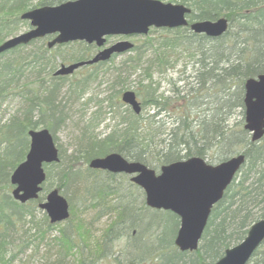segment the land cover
<instances>
[{"label":"trees","instance_id":"1","mask_svg":"<svg viewBox=\"0 0 264 264\" xmlns=\"http://www.w3.org/2000/svg\"><path fill=\"white\" fill-rule=\"evenodd\" d=\"M66 0H0V43L17 33L23 26L29 27L26 20L20 19V14L43 5H56ZM183 4L190 8L187 15L189 22L193 20H214L224 17L228 21L226 32L215 39H209L202 34H194L188 28L161 29L164 34H172L166 38L164 46L174 47L182 45L185 48L193 46L206 47L204 51L213 58V66L201 70L193 80L202 84L210 81L212 86L220 85L227 91L231 82L235 80L243 85L246 78L255 77L264 73V0H163ZM155 31L151 29L149 32ZM184 31L188 34L183 33ZM198 37L200 41L196 40ZM49 36L37 38L26 45L0 54V106L5 98L12 96L23 99L24 106L15 114L0 124V264H10L15 256L14 249H21L29 245L33 235H24L23 239L13 240L10 231L18 232L25 224H32L36 232L43 229L33 226V214L30 210L36 208V201L20 204L10 196L11 184L9 177L13 169L23 161L29 147L27 131L42 127L54 131L62 116L57 109L56 94L65 76H54L56 58L62 57L59 50L67 44L46 46ZM149 40L142 46H134L130 51H137V59L129 58L122 63L130 62L137 65L141 49H148ZM209 44V46H207ZM32 46L33 49H32ZM30 48L29 53L22 52ZM65 50V49H64ZM94 46H84L79 54H72L73 62L82 61L91 56ZM22 53V54H21ZM206 53H204L206 55ZM154 61L159 65L165 61L164 53L157 50ZM117 55H113L112 61ZM63 59V58H62ZM108 62V61H107ZM107 62L98 63L104 65ZM220 63V65H219ZM134 69V67H133ZM146 72V82L140 84L146 94L141 103L151 107L160 106L150 73L149 66L142 69ZM116 79H119L122 70L117 69ZM88 75L87 77H89ZM200 79V81H198ZM141 83V82H140ZM138 95V92L136 93ZM243 90L228 93L227 103L243 109ZM180 103V102H179ZM161 109H163L160 106ZM178 108V107H177ZM142 111V110H141ZM156 113L145 119L139 115L128 112V116L112 129L103 138L82 136L80 146L82 151L71 153L65 167L57 172L58 183L56 188L65 191L71 182L80 179V191L84 203L79 205L80 210L85 209V202H93L92 208L98 209L97 215L110 214L116 216V221L105 231L102 237V255L107 253L119 254V250L112 253L114 244L119 239L129 241L125 247L126 254L114 258L116 264H200L214 262L220 258L225 249L240 242L246 235L249 226L264 217V137L258 142H251L248 133L242 126L232 129L220 123L215 113L209 122L203 119L196 127L192 120L188 122L186 115L179 116L176 126L164 128L159 131L162 124ZM211 123V124H210ZM139 132L144 133L141 135ZM162 147L159 150L152 148L156 137H160ZM189 144H193L192 149ZM213 150L218 153L220 162L228 157L243 152L245 161L231 184L226 188L222 198L212 207L205 231L196 251L180 252L173 246V238L178 228V218L170 212L151 210L144 206L138 208L133 202L126 199V194H119V189L111 187L107 180L113 178L106 174L102 180L94 179L89 187L85 181L88 175L98 172L86 167L87 173L80 171L79 167L88 163L93 157H101L110 152H117L125 159L139 161L146 166L157 170L158 165L168 164L186 159L191 156L204 158L206 151ZM80 157V158H79ZM62 160L59 151V162ZM70 163V164H69ZM76 168V169H75ZM46 173V172H45ZM84 174H86L84 176ZM97 174V173H95ZM48 172L46 173V178ZM107 179V180H106ZM42 191H45L44 188ZM66 193V192H64ZM67 194V193H66ZM82 200V199H81ZM70 207L69 221L72 222L75 208L68 198ZM103 208V209H102ZM142 210L150 212L147 219L140 214ZM103 212V213H102ZM84 213V212H81ZM29 217V220H25ZM175 226L171 242L165 241L161 226L166 222ZM78 220L76 223H81ZM146 222V224H145ZM42 225L50 228L47 218L43 216ZM153 230V239H141V234H130V229ZM30 229V228H29ZM143 229V230H144ZM141 230V229H140ZM24 232H26L24 230ZM77 233V231H75ZM43 235V234H42ZM35 237V236H34ZM35 239V238H34ZM83 240L73 233L72 229L62 230L57 240L59 253L66 254L77 247L79 254ZM127 246V245H126ZM13 251V252H12ZM106 251V252H105ZM152 253L155 256L151 257ZM76 264H84V260H76ZM247 264H264V239L254 251Z\"/></svg>","mask_w":264,"mask_h":264},{"label":"water","instance_id":"2","mask_svg":"<svg viewBox=\"0 0 264 264\" xmlns=\"http://www.w3.org/2000/svg\"><path fill=\"white\" fill-rule=\"evenodd\" d=\"M190 8L183 4L162 0H68L57 5H43L23 12L30 28L8 37L0 43V54L33 39L54 34L47 42L51 48L74 41L103 46L107 35H146L150 28H178L189 25L195 34L209 38L222 36L228 27L224 17L214 20L187 21ZM133 43L121 40L95 53L90 59L60 65L54 76L72 74L76 69L99 61H107L113 54L130 50ZM243 129L250 141L264 136V73L246 78L243 82ZM121 101L135 114L141 111L140 102L133 91L121 94ZM29 148L26 155L10 174L12 198L21 204L36 199L45 180L44 163L58 162V150L47 128L29 129ZM245 161L238 153L215 165L202 158L161 165L158 173L139 161H128L119 153L110 152L95 157L89 168L110 173L131 175L130 181L139 186L145 196V205L156 210H168L179 219L173 244L179 251H195L208 221L212 207L222 198ZM50 223L69 217L67 200L53 188L46 193L45 201L38 204ZM264 239V217L252 223L243 240L224 250L223 255L211 264H246L251 254Z\"/></svg>","mask_w":264,"mask_h":264},{"label":"rangeland","instance_id":"3","mask_svg":"<svg viewBox=\"0 0 264 264\" xmlns=\"http://www.w3.org/2000/svg\"><path fill=\"white\" fill-rule=\"evenodd\" d=\"M28 28L21 25L16 34L24 32ZM152 29L155 31L143 36L121 37L133 42L136 47L142 46L145 40H149L148 44L150 47L148 49H141L140 52L143 53H140L137 65L130 62L122 63L129 58L137 59V51H128L118 55L104 65L81 67L72 74L65 76V79L62 80L56 94L57 109L62 118L54 126V131H50L61 153L62 160L58 163L43 164L45 172H48V177L42 185L45 191L39 194L38 199L35 200L36 202L44 201L45 194L49 190L56 188L58 183L57 172L59 169L65 167L71 153L75 154L76 150H79L77 154H80L83 147L80 146V142L85 133L89 137L94 135L97 138H103L128 116V112H131V110L120 100V94L123 91L131 90L135 93L138 92L137 98L140 103L146 99V94L140 85L146 82L143 80L146 78V72L142 70L146 66H149L147 73H150V78L153 81L152 88H155L154 93L162 96V98L158 99V102L163 109L160 106L154 108L146 104L142 108L140 116L145 119L159 110L160 114L156 117L159 120L157 124H162L159 131L176 126L180 121L179 116L184 114L188 122L192 120L193 127H196L203 119L209 122V119L215 113L217 114L216 119L220 123L232 127V129H237L243 125V109L235 105L228 107L227 103L228 93L239 92L240 89L243 90V85L235 80L231 82L232 86L227 91L225 88H221L220 85L212 86V82L210 81L202 84L197 82V80H193V75L197 74L199 69L200 72L214 65L213 58L208 56L207 53L204 55L206 47H201L198 50L193 48V46L188 49L182 45H175L174 47L164 46L163 42L166 39L164 35L172 37V34H164L161 28ZM183 33L188 34L186 31ZM195 39L200 41L198 37H195ZM116 40H118L117 37L109 38V41L112 43ZM84 46L91 45H87L84 42H72L67 44L64 48L65 50H59V53H62V57L58 56L56 58L55 69L62 63H72L73 61L70 60L72 57L70 56L74 53H81ZM157 50L164 53L165 61L161 65L157 61H154ZM30 51L31 49L27 48L22 53H29ZM117 69L122 70L119 79L115 78ZM88 75L90 76L87 77ZM23 106V99L20 100L18 97L12 96L7 97V99L5 98L0 106V124L15 114L20 108L22 109ZM38 128H42V125ZM139 133L141 135L144 134L142 132ZM160 138L161 136L156 137L154 140L152 148L155 151L162 147V144L159 142ZM189 146L194 149L193 144H189ZM218 158L219 155L215 149L206 151V156H204L205 161L212 165L217 163L215 161ZM68 161L71 162L72 160L69 159ZM86 167L87 164L80 166L79 169L83 172ZM158 168L159 165L157 170ZM84 172L87 173L86 170ZM106 174L103 172H93L88 175L87 180L84 181L82 179L81 181H83V184L86 182L91 187L94 179H97L96 181L102 180L107 176ZM112 176L113 178L110 180L106 179L111 183V187L118 188L121 195L126 194V199L133 202L135 207H145L143 191L130 183L128 176ZM79 181L80 179L71 182L65 187V191L59 190L60 194L67 201L69 198L73 202L74 207H76L72 222H68V219V221L65 220L48 228L42 225V218L43 216L46 217L44 211L37 208V204L36 208H32L31 203H28L33 214L32 220L34 223H37L33 224V226L38 225V228L43 229L41 234H43L45 239L42 243H38V239H34V235L37 232H35V228L31 227L32 224L30 223L25 224L18 232L10 231L9 236L13 240L23 239L24 235H28L29 233L33 235L29 245L21 249H14L15 256L10 264H76V260L78 259L84 260V264H116L114 262L116 256L120 255V258L125 256L127 253L125 247H129L130 243L125 239H119L114 244L112 253L119 250V254L114 253L109 255L107 253L105 256H98L102 251L101 242L103 234L116 221V216L113 217L107 213L97 215L98 209L92 208V201L85 202V209L80 210L79 205L84 203L82 196L85 194H82L80 191ZM140 214L143 215V218L147 219L150 212L142 210ZM28 218L26 217L25 220H29ZM78 220H82V222L76 223ZM145 224H141V230L136 229L135 233L139 232L141 234L140 238L143 240L147 238L151 240L153 239L154 228L152 226L151 229L150 227H148V230L147 228L144 229ZM29 226L32 228L31 231L28 230ZM70 229L83 240L81 246L79 245L81 249L79 254L77 253V247H73L72 251L66 254L59 253L57 240L60 237V232ZM174 229V224L166 221L161 226V231L164 233L162 238L165 241L171 242ZM90 256L93 258L92 260L89 259ZM153 256H155L154 253H152L151 257Z\"/></svg>","mask_w":264,"mask_h":264},{"label":"bare ground","instance_id":"4","mask_svg":"<svg viewBox=\"0 0 264 264\" xmlns=\"http://www.w3.org/2000/svg\"><path fill=\"white\" fill-rule=\"evenodd\" d=\"M188 28V30L190 31V32H192L191 30H190V28H189V26L187 27ZM193 33V32H192ZM195 34V33H194ZM209 39H212V38H209ZM215 39V38H214ZM202 47V46H201ZM201 47H196V49H198V50H200V48ZM188 49V48H187ZM206 53V52H205ZM205 55V54H204ZM202 62H203V64H204V61L202 60ZM95 67V66H94ZM200 70V69H199ZM199 70H198V73L200 74V72H199ZM198 73L197 74H195V75H193V78H195V76L196 75H198ZM122 156V155H121ZM123 157V156H122ZM186 160V159H185ZM234 179V178H233ZM10 196H11V194H10ZM12 197V196H11ZM13 199V198H12ZM14 200V199H13ZM162 211H164V212H170V213H172L173 215H175L173 212H171V211H168V210H162ZM176 216V215H175ZM208 220H209V218H208ZM207 223H208V221H207ZM207 223H206V226H207ZM29 224V223H28ZM206 226H205V228H206ZM30 228V229H29ZM205 228H204V231H205ZM28 230L29 231H31L32 230V228L29 226L28 227ZM135 231H136V229H130V234H132V236H134L135 235ZM204 231H203V233H204ZM36 232V231H35ZM177 232V231H176ZM203 233H202V235H203ZM30 234V233H29ZM176 234V233H175ZM30 235H32V234H30ZM35 237V239H38V243H42L43 241H44V239H45V237L42 235V234H40V233H36V235H34ZM11 237V236H10ZM201 238H202V236H201ZM201 238H200V240H201ZM200 240H199V244H200ZM199 244H198V246H199ZM174 246V248L176 249V250H178V248L175 246V245H173ZM260 246V245H259ZM258 246V247H259ZM197 249H198V247H197ZM196 249V250H197ZM179 251V250H178ZM102 252V251H101ZM106 252V251H105ZM254 253V252H253ZM252 253V254H253ZM252 254H251V256H252ZM98 256H104V255H102V253H100V254H98ZM251 256H250V258H251ZM87 258V257H86ZM90 260H92L93 258L90 256V258H89ZM215 262V261H214ZM85 263V262H84ZM211 263H213V262H203V263H200V264H211Z\"/></svg>","mask_w":264,"mask_h":264},{"label":"flooded vegetation","instance_id":"5","mask_svg":"<svg viewBox=\"0 0 264 264\" xmlns=\"http://www.w3.org/2000/svg\"><path fill=\"white\" fill-rule=\"evenodd\" d=\"M109 38H111V37H109ZM109 38L107 39V45L112 44V42L109 41ZM117 38H118V40H116V41H119V40L124 39V38H121V36H118ZM119 38H121V39H119ZM116 41H115V42H116ZM113 43H114V42H113Z\"/></svg>","mask_w":264,"mask_h":264}]
</instances>
